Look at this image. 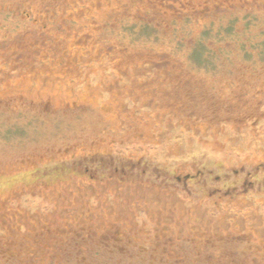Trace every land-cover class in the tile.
<instances>
[{
	"label": "rangeland",
	"instance_id": "1",
	"mask_svg": "<svg viewBox=\"0 0 264 264\" xmlns=\"http://www.w3.org/2000/svg\"><path fill=\"white\" fill-rule=\"evenodd\" d=\"M241 43L263 49L264 0H0V264L264 255V184L231 179L264 170V49Z\"/></svg>",
	"mask_w": 264,
	"mask_h": 264
},
{
	"label": "flooded vegetation",
	"instance_id": "2",
	"mask_svg": "<svg viewBox=\"0 0 264 264\" xmlns=\"http://www.w3.org/2000/svg\"><path fill=\"white\" fill-rule=\"evenodd\" d=\"M262 166H263V164L259 167H256L254 172H252V173L249 172V173H246L245 175H244L243 171H240V172L234 171V176L231 179L233 180L234 183H238V184L242 183V185L248 184L250 186V191H249L250 194L251 195H259L257 193L261 192V190L263 189L264 177L262 178V186H260V188L258 190H256V189L254 190V184L261 182V179H259L261 171L264 173ZM202 174L203 173L201 171H196L195 174L187 173L183 177L175 176V180L178 183L182 182V186L187 191L188 183H192V182L198 183L200 180V176ZM217 178H219V177H217ZM241 179H242V181H241ZM224 181H229V180L225 179ZM232 189L236 190L237 188H236V186H234V187H232ZM215 192H219V190H216ZM246 194H248V193H246ZM115 235L118 237L117 234H115ZM169 242H170V244H168V247H171L172 241L170 240ZM173 242L175 244L179 243L176 240H173ZM169 250L170 251L164 250L159 254L160 255L159 261L161 263H163L164 261L165 262L169 261L168 262L169 264H186L187 260H186V258L183 257V255L180 252L176 253V251H174V250H171V249H169ZM213 257L219 259V261L222 262L223 264H264L263 248L261 251H255V252L250 253V254H240V256L237 255V253L226 252L225 254L223 253V255L213 256Z\"/></svg>",
	"mask_w": 264,
	"mask_h": 264
},
{
	"label": "trees",
	"instance_id": "3",
	"mask_svg": "<svg viewBox=\"0 0 264 264\" xmlns=\"http://www.w3.org/2000/svg\"><path fill=\"white\" fill-rule=\"evenodd\" d=\"M222 27L220 26L217 27L214 32H212V30L208 31L209 34H211V37L218 39L217 42H220V43L219 44L215 43V44L219 45V47L217 45H214V42H210L211 41L210 39H207L208 43L207 42L199 43L200 47L196 48L195 51L194 50L192 51L191 55L195 53L193 55V58L196 59V63H193V65L198 68V71L203 70V68L208 69L210 67L212 70L216 71L217 69L215 67L217 64L214 63V61L216 62V60L227 58V54L230 51L229 47L231 46V44H233L231 43V41L233 40V37L231 35V29H229L228 31V29H226L225 26H222ZM227 27L232 28V26H227ZM224 30H226V32H224ZM226 45H228L229 47L228 46L226 47ZM241 45L244 47L246 44L241 43ZM245 48H248L246 50H248L249 56H253L254 53H257L258 55L263 56L264 44H263V49L260 46L256 47L254 43H248L247 46H245Z\"/></svg>",
	"mask_w": 264,
	"mask_h": 264
}]
</instances>
